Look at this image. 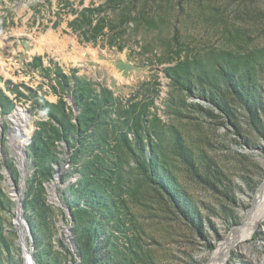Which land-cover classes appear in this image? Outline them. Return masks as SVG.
<instances>
[{
  "label": "rangeland",
  "instance_id": "rangeland-1",
  "mask_svg": "<svg viewBox=\"0 0 264 264\" xmlns=\"http://www.w3.org/2000/svg\"><path fill=\"white\" fill-rule=\"evenodd\" d=\"M99 5L113 28L96 43L81 42L68 24L75 11ZM227 54L249 58L241 73L250 72L251 80L239 84L252 91L249 110L221 77ZM37 56L43 66L52 61L67 74L74 70L96 88L111 90L122 106L152 100L150 111L160 129L158 156L177 185L176 195L194 213L192 221L183 216L126 156L116 198L119 224L96 226L99 257L111 258L108 264H209L242 226L264 181V0H0V264H24L18 211L36 264H78L77 223L66 197H71L68 187L77 184L79 163L69 162L63 141L55 142L57 163L43 181L41 198L48 209L42 233L52 237L38 242L40 262L27 221L30 210L23 206L35 185L29 188L35 123L47 121L41 112H30V90L47 91L46 79L29 67ZM243 61L233 65L243 67ZM183 63L191 70L192 93L173 86L166 72ZM211 93L225 112L209 101ZM45 98L58 100L48 91ZM64 100L73 107L69 97ZM15 130L25 140L20 148L25 174L12 144ZM100 231L115 237L111 247H105ZM43 248L50 251L45 258ZM229 249L223 264H264V221Z\"/></svg>",
  "mask_w": 264,
  "mask_h": 264
},
{
  "label": "trees",
  "instance_id": "trees-1",
  "mask_svg": "<svg viewBox=\"0 0 264 264\" xmlns=\"http://www.w3.org/2000/svg\"><path fill=\"white\" fill-rule=\"evenodd\" d=\"M115 2L117 0H108L111 4ZM75 14V18L68 25L74 32H79L81 42L96 43L105 34L104 30L108 26L109 30L113 28V22L107 21L109 16L102 5L84 7L75 11ZM113 44L115 43H111ZM227 55L229 65L226 69L222 67L221 77L231 88L230 92L237 94L239 101L244 102V107L249 110L248 105L252 106L254 103L252 91L246 92L239 88V84L251 80L250 72L241 73L249 58ZM235 59L244 60L243 67L233 65ZM29 67L46 79L47 91L58 97L56 103H50L45 98L47 91L39 95L38 90H30V112L35 115L41 112L47 118V121L35 123L37 129L29 147L34 168L29 188L35 185L34 189L29 190L23 204L26 210H30L27 221L32 227L36 262H40L38 242L52 237L50 234L46 238L42 233V228L47 224L43 213L48 207L41 197L44 191L43 181L51 177V166L57 163V141H63L67 145V151L71 153L69 162L79 163L77 184L68 187L71 197H66L67 205L77 223L73 231L76 252L80 257L78 264H108L111 259L99 257L96 245L101 242H96V226L104 227L109 221L119 224L116 198L121 191L124 165L129 163L126 156L147 182L167 196L168 201L183 216L191 221L194 219L190 205L176 195L174 189L177 185L171 177L168 178L166 169L162 166L164 161L158 156L156 139L160 136V129L157 125L158 119L150 111L154 106L152 100L133 102V99L127 101L128 105L125 107L113 96L111 90L96 88L90 81L77 76L76 71L71 70L67 74L52 61L43 66L41 56L34 57ZM166 72L173 86L192 93L191 70L186 63L168 67ZM249 88V91L252 90L251 86ZM65 97L70 98L73 107L65 102ZM209 101L221 112H225V105L212 93ZM74 109L77 113H74ZM175 140L177 145L182 146L178 133L175 134ZM97 233L105 239V247L112 246L115 237H109L105 231ZM41 252L46 257L50 251L43 248Z\"/></svg>",
  "mask_w": 264,
  "mask_h": 264
},
{
  "label": "bare ground",
  "instance_id": "bare-ground-1",
  "mask_svg": "<svg viewBox=\"0 0 264 264\" xmlns=\"http://www.w3.org/2000/svg\"><path fill=\"white\" fill-rule=\"evenodd\" d=\"M21 116V114L19 115ZM22 130L24 128L22 127ZM25 140L19 137L17 130L14 131L12 135V144L15 147V153L18 157V164L21 171L24 173V162L20 152V148L24 146ZM25 174V173H24ZM264 221V181L262 185L258 188L255 195L253 196L252 206L247 211L243 224L239 229H235L228 237L231 239L220 245L217 251L212 256L209 264H223L225 258L229 252L230 244L234 241L244 240L251 236L259 223ZM17 222V221H16ZM20 229L21 238H23V259L24 264H34L30 256V251H28L24 240V227L21 223H18Z\"/></svg>",
  "mask_w": 264,
  "mask_h": 264
},
{
  "label": "water",
  "instance_id": "water-1",
  "mask_svg": "<svg viewBox=\"0 0 264 264\" xmlns=\"http://www.w3.org/2000/svg\"><path fill=\"white\" fill-rule=\"evenodd\" d=\"M23 153H24V156L26 157V155H27L26 151L23 152ZM24 173H25V171H24ZM24 181H25V180H24ZM19 207H20V204H19ZM20 216H21L20 211H18V212H17V219H16L17 222L15 223V226H17L18 223H21V224L23 225V221H21ZM24 226H25V225H24ZM25 228H26V230H27L28 232H30L28 226H25ZM68 239H69V241H70V246H71V248H72V250H73V253H75L74 242H73V240H72L73 238H72L71 236H68ZM19 244L21 245V247H22V249H23V238H21L20 232H19ZM23 251H24V249H23ZM30 256H31V259L33 260V253H32V252H30ZM33 262H34V260H33ZM34 264H36V263L34 262Z\"/></svg>",
  "mask_w": 264,
  "mask_h": 264
}]
</instances>
